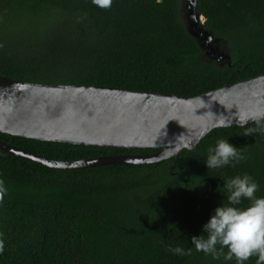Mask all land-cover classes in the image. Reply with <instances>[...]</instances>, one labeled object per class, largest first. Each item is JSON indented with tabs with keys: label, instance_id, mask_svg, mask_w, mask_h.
I'll return each instance as SVG.
<instances>
[{
	"label": "trees",
	"instance_id": "trees-1",
	"mask_svg": "<svg viewBox=\"0 0 264 264\" xmlns=\"http://www.w3.org/2000/svg\"><path fill=\"white\" fill-rule=\"evenodd\" d=\"M182 5L113 0L105 9L93 0H0V76L189 98L264 75V0H195L205 42L187 28ZM219 139L242 148L245 159L209 170L204 162ZM0 141L56 161L159 151L3 133ZM243 174L264 197V121L217 128L195 149L145 165L54 169L0 150L8 190L0 203V264H236L196 252L190 238L221 206L223 179ZM167 246L192 254L174 256Z\"/></svg>",
	"mask_w": 264,
	"mask_h": 264
},
{
	"label": "water",
	"instance_id": "water-1",
	"mask_svg": "<svg viewBox=\"0 0 264 264\" xmlns=\"http://www.w3.org/2000/svg\"><path fill=\"white\" fill-rule=\"evenodd\" d=\"M191 14L198 23L202 16ZM264 121V75L178 97L96 85H46L0 76V133L44 142L152 154L56 161L0 141V150L54 169L145 165L195 149L217 128ZM247 122V123H245Z\"/></svg>",
	"mask_w": 264,
	"mask_h": 264
},
{
	"label": "clouds",
	"instance_id": "clouds-1",
	"mask_svg": "<svg viewBox=\"0 0 264 264\" xmlns=\"http://www.w3.org/2000/svg\"><path fill=\"white\" fill-rule=\"evenodd\" d=\"M93 3L99 5L96 0ZM113 0L103 8H110ZM201 21V19H200ZM204 23V22H203ZM202 23V24H203ZM200 24V23H199ZM247 123V122H245ZM253 132H245L244 135ZM205 166L211 169L236 167L245 159L242 148L238 149L226 139H219L214 148H209ZM218 191L226 196V203L215 208L208 221L202 226L201 234L190 238L196 252L211 256L212 260H235L236 264H247L255 257L256 264H264V197H258V183L248 174L223 179ZM4 181L0 180V203L7 195ZM244 200L250 201L247 208L238 207ZM226 250V251H225ZM166 252L174 256L191 255L192 249L167 246ZM0 252L3 242L0 241Z\"/></svg>",
	"mask_w": 264,
	"mask_h": 264
},
{
	"label": "rangeland",
	"instance_id": "rangeland-1",
	"mask_svg": "<svg viewBox=\"0 0 264 264\" xmlns=\"http://www.w3.org/2000/svg\"><path fill=\"white\" fill-rule=\"evenodd\" d=\"M187 1L189 2V0H187ZM191 8H192V5L190 3H186V1L183 0V5H182V10H183L182 18H183V21L187 25V28L191 31V33L197 39H199L200 41L203 40V42H205V39L207 38V36L206 35L202 36L201 34H199V32H198V23L192 17ZM204 21H205V19L202 17L201 21L199 23H203ZM203 46H205V43H203ZM217 54L220 55L221 51H217ZM220 56H222V55H220Z\"/></svg>",
	"mask_w": 264,
	"mask_h": 264
},
{
	"label": "snow or ice",
	"instance_id": "snow-or-ice-1",
	"mask_svg": "<svg viewBox=\"0 0 264 264\" xmlns=\"http://www.w3.org/2000/svg\"><path fill=\"white\" fill-rule=\"evenodd\" d=\"M96 2L103 7L108 5L109 0H96Z\"/></svg>",
	"mask_w": 264,
	"mask_h": 264
}]
</instances>
